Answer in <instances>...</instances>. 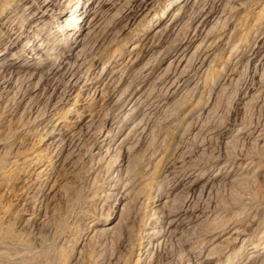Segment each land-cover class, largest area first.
<instances>
[{"label": "rangeland", "instance_id": "obj_1", "mask_svg": "<svg viewBox=\"0 0 264 264\" xmlns=\"http://www.w3.org/2000/svg\"><path fill=\"white\" fill-rule=\"evenodd\" d=\"M14 1L0 0V264H188L211 232L206 264H251L264 244V0H97L80 52L33 59L32 76L13 63L36 33L63 48L68 0ZM119 168L127 186L105 194ZM170 218L148 251L146 232ZM236 234L252 242L227 258Z\"/></svg>", "mask_w": 264, "mask_h": 264}, {"label": "bare ground", "instance_id": "obj_2", "mask_svg": "<svg viewBox=\"0 0 264 264\" xmlns=\"http://www.w3.org/2000/svg\"><path fill=\"white\" fill-rule=\"evenodd\" d=\"M8 2L6 3V5H11V4H15L16 2L14 0H7ZM34 1V0H33ZM40 1V0H39ZM57 0H43L41 5L42 8L47 9L52 7V5L56 2ZM6 2V1H5ZM197 3V2H196ZM56 4V3H55ZM95 4L97 5V0H68L67 4L65 6V9H63L62 11H60L57 19L61 20L60 24L56 26L57 30H59V32L63 35V40H64V45L63 48L58 49L56 47H53L49 53H48V45L49 42L47 40V38H44L40 35H38V33H36L37 35H35V39L31 41V43H29L27 45V51L30 52V57L27 59H23L22 62H14L13 65L16 66H20L23 68L24 71H26V73L31 74H35L36 70H32V69H36V67L34 66V64L31 62L33 59H40L43 58V62L39 63L40 65L38 66H42V65H46L49 66L53 63L54 60H58L57 58L59 57V55L63 54L62 51L68 50L71 48L72 45H75V47L77 48L75 50V52L72 53L73 54H78L80 52L81 47L84 45V41H85V36H81L83 34V32L85 31H89L90 29V25H92V21L95 15L96 11H92L94 10L97 6H95ZM6 7V6H5ZM10 7V6H9ZM24 12V11H23ZM21 13V12H20ZM16 18H20V17H16ZM19 22V21H18ZM55 23V22H53ZM19 24H22L21 22H19ZM19 29V28H18ZM74 31V32H73ZM20 32V31H19ZM79 33V34H78ZM78 36L77 40H73L74 36ZM87 35V34H86ZM71 44V45H70ZM55 62V61H54ZM38 64V63H37ZM52 66V65H51ZM19 67V68H20ZM8 70V69H7ZM101 70V69H100ZM107 70V69H106ZM105 67H102V73L103 71H106ZM107 72V71H106ZM116 72V71H115ZM114 72V73H115ZM113 73V74H114ZM40 74V73H39ZM112 74V75H113ZM32 76V75H31ZM111 76V73L109 76L107 77H102L101 81H104L106 79H108ZM113 80V79H112ZM137 80V79H136ZM83 80H80V77L77 79H74L73 81V87L75 86H80V83ZM118 81V79H117ZM136 82V81H135ZM143 83V82H142ZM138 84V83H137ZM137 87V86H136ZM96 89V88H95ZM137 89V88H136ZM133 95V94H132ZM126 101V100H125ZM50 119L49 121H44V125H43V129L45 130L46 133H50L51 130L49 131V127H50ZM43 124V123H42ZM52 127V126H51ZM41 129V128H40ZM29 132V131H28ZM121 132V131H120ZM102 137V136H101ZM112 137H114V135L112 136L111 134H109L108 132H106L105 134H103V137L97 147L98 149V155H101L98 159L100 160V162L103 164H105L107 162V157L109 156V154L111 155V148L114 145V139H112ZM122 138V137H121ZM112 139V140H111ZM123 143V142H122ZM119 145V143H118ZM64 146V145H63ZM116 148V147H115ZM113 149V148H112ZM64 150V149H63ZM60 151V150H59ZM62 152V151H60ZM59 155V154H58ZM29 160V159H28ZM8 161V160H7ZM12 162V161H11ZM28 162V161H27ZM3 163V162H1ZM31 163V162H30ZM107 164V163H106ZM105 164V165H106ZM31 165V164H30ZM107 166V165H106ZM138 167V166H137ZM107 168V167H106ZM148 168V167H147ZM145 168V169H147ZM129 169V168H128ZM127 169V171H129ZM137 169V168H136ZM1 170V169H0ZM126 170V169H125ZM132 170V169H131ZM138 171V169L136 170ZM117 172L119 173L117 179L115 178H111L108 182V186H107V190L105 192V194H113V192L116 190H118L119 188H124V186L126 185V173L124 174V170H122L121 168H119L117 170ZM140 172V171H139ZM139 172H136V175L139 174ZM143 172V171H142ZM150 173V172H149ZM131 174V173H130ZM167 174V173H166ZM140 175V174H139ZM163 175V174H162ZM142 177V176H141ZM149 177V176H148ZM166 177V176H165ZM46 179V178H45ZM136 180V179H135ZM163 180V179H162ZM129 181V180H128ZM131 182V181H130ZM129 184V183H128ZM187 189V188H186ZM189 190V189H188ZM160 191V190H159ZM104 194V195H105ZM161 194V193H160ZM103 195V194H102ZM101 195V196H102ZM103 195V196H104ZM98 197V196H97ZM155 198H159V196H155ZM163 199H166V201L164 203L167 202L168 197H163ZM159 200H162V198ZM192 207V206H191ZM195 209V208H194ZM167 215V214H166ZM169 216V215H168ZM203 215H201L200 213L196 214L194 217H191L188 221L189 224L193 223L194 221H196L198 218H201ZM211 216L209 217L208 215H206V217L203 220V223L205 222L206 224L209 223V226H216L214 225V220L210 219ZM169 219V218H168ZM210 221V222H209ZM158 222V221H157ZM159 222H163V225H153V227L148 230L146 232V236H147V240H149L148 242V251L149 250H153L154 247H158L161 243H162V239L167 236L166 234L171 233V230L174 226L173 224V219L170 218V220L167 222H164L163 220H160ZM165 223V224H164ZM201 226V225H200ZM114 228V225L111 223H108L106 225L105 228L102 229V231H112V229ZM215 230V229H214ZM101 231V230H100ZM211 231H208V233ZM220 232H211L209 234H206L205 237H201L199 238L194 244H197L198 247V251L196 254L192 255V253L190 252L188 256V264H206L208 262V260H211L212 256L214 254H216L215 252H217V245L213 246V241H215L217 239V237L219 236ZM252 235V234H251ZM204 236V235H203ZM198 238V237H196ZM241 237L239 236V234H236V237L234 238V241L237 242L239 240L240 242V246H238L239 248H235L232 247L231 245H227L225 247L226 250V254L227 258L234 255L235 253H238L239 250L244 247V246H248L250 244L251 241V237L247 234L243 239H240ZM241 240V241H240ZM8 242V241H7ZM252 242V241H251ZM147 247V246H146ZM260 247V251L256 252L255 249ZM222 248V247H221ZM251 248L253 249V251H251L252 255H251V264H264V244H260L258 241L254 244H252ZM160 249V248H159ZM191 250V249H190ZM221 254V253H220ZM150 255V254H149ZM237 256V255H236ZM249 256V255H248ZM235 257V256H234ZM233 257V258H234ZM214 258V257H213ZM20 259V258H19ZM250 259V260H251ZM31 261V260H30ZM187 261V260H186ZM63 262V261H62ZM73 262V261H72ZM210 263V262H209ZM246 264V263H245Z\"/></svg>", "mask_w": 264, "mask_h": 264}]
</instances>
